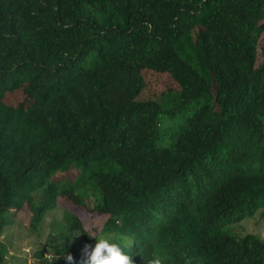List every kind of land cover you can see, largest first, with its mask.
I'll use <instances>...</instances> for the list:
<instances>
[{"label": "trees", "instance_id": "16d2710c", "mask_svg": "<svg viewBox=\"0 0 264 264\" xmlns=\"http://www.w3.org/2000/svg\"><path fill=\"white\" fill-rule=\"evenodd\" d=\"M263 29L264 0H0V235L23 205L36 231L70 165L135 264H264V239L229 229L264 218ZM143 69L179 89L163 148ZM21 87L26 106L4 104ZM51 232L37 264L96 243L72 214Z\"/></svg>", "mask_w": 264, "mask_h": 264}, {"label": "rangeland", "instance_id": "374dc122", "mask_svg": "<svg viewBox=\"0 0 264 264\" xmlns=\"http://www.w3.org/2000/svg\"><path fill=\"white\" fill-rule=\"evenodd\" d=\"M263 38L264 29L261 31L259 43H261ZM91 61L92 58L89 56L84 64L89 65ZM140 75L144 84L136 100H154L160 104L162 112L158 117L159 135L156 144L158 148H163L166 143L167 129L171 127L163 111L170 106L172 97H175L179 89L166 72L143 69ZM26 94L27 90L21 87L16 91L5 94L3 102L12 107L17 105L25 107ZM50 180L56 185L57 196L50 210L44 213L36 234L29 232V230L27 231V224L31 215L26 205L19 211H10L8 213L11 225L5 233L2 232L3 234L1 233L0 235V241L8 247L7 255L4 257V264H24V259L25 264H33L34 260L31 257V253L35 251L48 253L44 250L43 243L51 230L50 226H55L57 222H64L67 214H72L79 220L80 225L88 233L89 237L93 232L101 235L100 229L106 217L99 216L95 212L91 201L93 192L90 189H87V191L81 188L77 189L82 185V180L77 171L69 165L66 169L55 172ZM80 191L84 192L90 199H82ZM259 212H261V209L256 211L252 217L244 219L237 226H229V229L234 230L237 228L233 234L238 237H242L245 234H253L263 239L264 218L260 217Z\"/></svg>", "mask_w": 264, "mask_h": 264}, {"label": "clouds", "instance_id": "9594fccd", "mask_svg": "<svg viewBox=\"0 0 264 264\" xmlns=\"http://www.w3.org/2000/svg\"><path fill=\"white\" fill-rule=\"evenodd\" d=\"M49 210H50V208H49ZM10 211H15V210L11 209V210H9V212ZM28 211H29V209H28ZM8 213L7 214H4L2 217H4L5 219H8L10 221V225H11V220L8 217ZM98 215L99 216L106 217L105 221L107 220V215L106 214H98ZM65 218H66V216H65ZM65 218H64V221H65ZM30 219H31V217H30ZM78 222H79V220H78ZM241 222H243V221H241ZM241 222H239V223H241ZM57 224L63 225L64 222H57ZM10 225H8L5 228V230L3 231V233H5V231L7 230V228ZM51 227L52 226H50V229H51ZM27 228H28L27 231L29 230V232H34L36 234V231H32L30 229V227H29V221H28V224H27ZM81 228H82V226H81ZM50 232H51V230H50ZM51 233H53V232H51ZM245 235H253V234H245ZM254 236H256V235H254ZM91 238H94L96 240L95 246L93 248L91 245H87V244L84 245V247L82 249V264H135V257L136 256L141 257V259L143 260V256L139 252L136 253V254H130V252L125 251V248L131 249L133 247L132 244H130L127 241H125L123 243V246H122L121 243L115 242V240L116 239H119L120 237H114L111 234H109V235H98L97 233L93 232L91 234V236H90V239ZM78 241L79 240H77V238H76V242L77 243L74 245V247L77 246ZM44 250L46 251V249H44ZM48 253H42L41 252V258L42 259H45V260L46 259H49V257L51 255L48 254ZM33 254H34V252L31 253V257L34 260V263L33 264H37L38 259H35L34 256H33ZM65 259L68 262V264H73V257L71 255H68ZM167 259L168 258L165 255H162L161 253H159L157 251H153V253L151 255V258H149L147 260V264H166ZM23 263L25 264V259H24ZM27 264H29V263H27Z\"/></svg>", "mask_w": 264, "mask_h": 264}]
</instances>
